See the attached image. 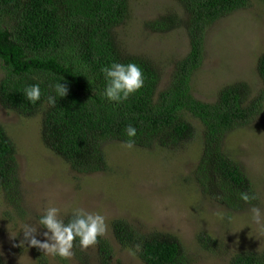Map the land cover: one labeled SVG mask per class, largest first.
Masks as SVG:
<instances>
[{"label":"trees","instance_id":"obj_1","mask_svg":"<svg viewBox=\"0 0 264 264\" xmlns=\"http://www.w3.org/2000/svg\"><path fill=\"white\" fill-rule=\"evenodd\" d=\"M175 1L181 14L169 10L148 22L156 31L167 32L179 25L181 17L188 37L187 53L176 61L167 85L161 88L164 69L159 63L143 52L127 50L118 38L117 28L130 17L131 0H0V104L24 117L40 114L42 143L80 174L109 168L105 142L125 144L129 124L137 130L134 146L177 151L197 137L190 119L195 118L201 122L203 139L186 182L230 212L242 211L256 205L257 198L245 203L240 193L256 196L255 187L225 150L223 138L249 125L264 110V52L255 64L261 83L258 90L247 81H235L222 86L214 101L206 102L193 96L191 80L204 59L208 28L253 0ZM113 62H134L145 76L144 87L121 103L99 95L105 84L101 69ZM57 82L66 84L68 92L50 106L47 97L55 95L51 86ZM32 84L41 87V99L35 104L24 95ZM16 174L15 144L0 122V193L19 214L22 204ZM70 216L63 217L65 222ZM111 227L117 242L143 264H187L176 234L141 232L120 218L113 219ZM195 237L202 248L217 251L215 239L207 233ZM96 247L98 264H110L109 242L99 237ZM74 248L81 264H90L81 257L78 240ZM33 259L32 264H50L39 251ZM0 264H4L1 258ZM228 264H264V248L239 251Z\"/></svg>","mask_w":264,"mask_h":264},{"label":"rangeland","instance_id":"obj_2","mask_svg":"<svg viewBox=\"0 0 264 264\" xmlns=\"http://www.w3.org/2000/svg\"><path fill=\"white\" fill-rule=\"evenodd\" d=\"M175 10L182 13L175 0H131L130 17L117 28L122 45L131 52L145 53L164 69L160 87L169 81L177 60L188 51L186 28L179 25L158 32L148 22ZM156 31V32H155ZM264 52V0H253L217 19L207 30L205 54L191 83L193 96L214 101L222 86L247 81L256 90L261 86L255 74L257 57ZM2 71L0 70V77ZM197 137L177 151L134 146L129 149L119 141L105 142L109 168L80 174L44 146L40 135L41 115L24 117L0 104V122L16 148L18 198L21 211L16 213L0 193V258L4 264H32L35 247H28L21 226L35 224L50 204L61 209V218L80 207L105 216L107 231L103 236L113 254L110 264H143L137 255L115 239L111 223L124 219L137 230H159L176 234L186 252L187 264H228L232 255L243 250L264 248V231L251 221V208L264 210V110L249 125L230 131L223 138L227 153L251 178L257 204L236 212L209 199L185 177L198 161L202 146V125L190 118ZM22 212V213H21ZM231 217V220L228 218ZM40 228L38 239L43 240ZM199 232L216 241V249L202 248ZM15 236V237H13ZM82 250L81 257L98 264L96 244ZM69 260L46 256L50 264H81L77 250Z\"/></svg>","mask_w":264,"mask_h":264},{"label":"clouds","instance_id":"obj_3","mask_svg":"<svg viewBox=\"0 0 264 264\" xmlns=\"http://www.w3.org/2000/svg\"><path fill=\"white\" fill-rule=\"evenodd\" d=\"M101 72L105 84L99 95L101 99H107L109 102L121 103L126 101L131 95L141 90L145 84L143 70L140 65L134 62L127 64L113 62L110 66L103 67ZM51 87L54 88L55 95L47 97V104L55 106L57 97L66 96L68 88L66 84L61 82H57ZM24 95L29 102L35 104L41 99L40 84L27 86L24 89ZM125 131L129 138L125 142V147L131 149L134 147L133 138L136 136L137 130L129 124ZM256 198L254 194L250 195L248 192L240 193V199L245 203ZM60 213L59 207L50 204L39 215L35 224H23L20 233H23L24 240L20 241V245H24L26 241L28 247H36L45 256L69 260L74 255V241L78 240L80 248L87 249L95 245L99 237L106 234V218L100 213H92L83 208L74 207L67 222L61 218ZM228 219L231 220V217ZM251 221L261 231H264V210L260 207H252ZM40 228L45 229L42 232L43 240L37 238V235L41 234L38 232Z\"/></svg>","mask_w":264,"mask_h":264}]
</instances>
